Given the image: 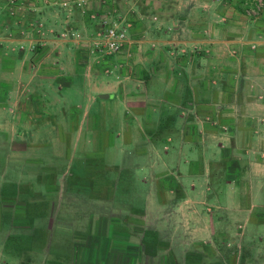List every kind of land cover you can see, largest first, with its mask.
<instances>
[{
    "label": "crops",
    "instance_id": "1",
    "mask_svg": "<svg viewBox=\"0 0 264 264\" xmlns=\"http://www.w3.org/2000/svg\"><path fill=\"white\" fill-rule=\"evenodd\" d=\"M249 1L143 0L145 7L139 12L132 3L123 12L117 6L124 7L127 2L124 0H85L81 7L75 6L73 0H15L12 6L7 5V0H0V142L12 154V173L18 176L15 188H23L26 182L20 180L23 164L30 170L34 165L43 166V161L52 163L64 158L62 153L69 150L67 143L75 135L84 134V142L97 134L90 122L107 109L102 121L112 118L124 124L118 134L122 142L129 143L131 154L141 167L144 189H148V183L150 187L163 188L161 185L167 179L165 185L171 184L169 189L179 192L183 189V194L185 190L189 197L200 185L207 191L206 202L210 204L206 219L215 228L216 224L221 227L224 221L241 216L245 224L253 225L257 237H263L264 7L257 17H247L244 4ZM151 13L154 23L145 37L143 26L136 18ZM95 14L116 16L129 21L130 32L141 31L138 38L128 37L122 47V50L128 48L127 52L120 50L115 54V58L124 53L123 58L130 59L138 55L133 60L139 59L137 71L131 65L118 74L87 71L82 68L88 59L83 48L75 49L45 32L61 31L64 26L90 27L93 31L97 22ZM168 56L171 61L168 59L166 63ZM166 76L171 80L166 89L147 86L151 79L163 86L160 80ZM102 77L110 83L109 88L100 90L97 81ZM70 93L78 100L73 104L62 103L63 96ZM104 93L106 98L99 97ZM66 108L70 114L65 112ZM52 109L61 111L60 117L55 118L49 112ZM168 109L175 114L171 122V165L164 166L163 158L168 154L160 156L156 151L149 154L146 142L150 143L151 139L145 126L153 124L154 116L164 117ZM84 114L90 117L86 120ZM63 124L73 125L75 133L61 129ZM46 130L50 133H45ZM21 141L27 144L21 148L12 146ZM142 144L143 148L136 150ZM27 147L33 152L47 153L49 161L37 155L22 159L25 152H31ZM160 157L162 166L158 162L150 164L149 161ZM46 165L39 172L42 176L47 174ZM130 170L134 172L129 166ZM53 174L56 180L49 186L39 179L42 176L33 179L36 188L63 192L61 186L64 189L65 183L59 181L61 175ZM95 180L99 181V177ZM179 192L174 195L177 206L186 202ZM75 194L79 195L72 192ZM94 198L92 195L85 198L87 205ZM74 199H66L67 205ZM50 200L51 205L61 204L56 197ZM82 216L74 210L59 215L55 223L57 227L60 225L62 235L58 238L79 237L76 232L79 229L71 222L94 219L89 214L86 218ZM63 220L69 224L58 225ZM75 244L73 239L66 243L72 253L78 249Z\"/></svg>",
    "mask_w": 264,
    "mask_h": 264
},
{
    "label": "rangeland",
    "instance_id": "2",
    "mask_svg": "<svg viewBox=\"0 0 264 264\" xmlns=\"http://www.w3.org/2000/svg\"><path fill=\"white\" fill-rule=\"evenodd\" d=\"M124 1H127L124 2V7L117 6L123 12L131 6V3L134 4L137 12L145 7L143 0ZM76 16L75 14L74 20L77 19ZM95 17L97 22L94 24L93 31H90V27L89 29H73L64 26L65 28L61 31L45 30V32L52 34L54 39L70 43L74 48H83L84 55L88 59L85 57L87 65L85 64L82 68L87 71L93 69L99 75H109L113 72L118 74L129 65L137 71L136 66L140 65L139 59L134 62L133 60L138 58V55L131 56V59L123 58L124 53L119 54L118 58H115L117 55L94 58L88 53L87 43L81 40L93 34L99 26L100 18L118 22L116 16L109 18L108 15L100 17L95 14ZM136 20L140 26H143L142 35L145 37L149 35L150 27H152L150 24L154 23L152 13L142 18L137 17ZM123 21L129 23L124 19ZM65 29H69L66 31L67 35L71 31H76L80 36L74 38L61 35ZM140 32V30L130 32L128 29L126 37L127 39L128 37L138 38ZM133 43L138 45V42ZM148 48L151 46L148 45ZM128 50L125 48L122 51ZM170 56L165 58L166 63L168 59L171 61ZM160 81L164 83L163 86L156 85L152 79L147 86L151 89H166L171 80L169 76H166ZM109 83V79L103 77L97 81L100 90L109 88ZM138 83L141 84V82ZM138 87L140 86H136V89ZM138 91L142 90L138 88ZM49 95V98L54 99L53 94ZM142 98L145 99V97ZM76 100L78 97L74 93L65 94L62 103L73 104ZM146 103L154 105L151 102ZM49 112L55 118L60 117L59 110L52 109ZM65 112L70 114L71 111L67 109ZM107 112L106 109L101 114H97L99 120L90 122L94 124L96 135H90L88 141L84 142L82 141L84 134L75 135L74 139L67 143L70 151L63 152L64 158H59L56 162L50 163L51 161L46 157L47 153L33 152L30 150L31 147H27L33 153L25 152L22 159L35 158L37 155V158H43L49 162H42L43 166L48 163L47 174L43 176L39 173L43 171L42 165H34L30 170H26V164H23V172L20 175V180L26 181V185H22L23 188H15V179H18V176L12 173V154L8 152V148L5 149L7 145L0 142V264H264V236L257 237V231L254 230L253 225L245 224L241 216L224 221L221 227L216 224L215 228L206 219L209 218L207 213L210 204L206 202L207 191L205 192L200 185L189 197H187V191L184 190L183 194V189L180 190L186 202H181L179 206H177V197H174L179 191L169 189L171 184L165 185L167 179L161 185H164L163 188L156 189L152 185L150 187L148 183V189H144L140 176L141 167L134 159L133 153L131 154L129 143L122 142V137L118 134L124 124L112 118L103 122ZM67 113L64 114L67 116ZM164 113L166 117L162 115L160 118H155L154 116L153 124H146L145 128L151 139L150 143H146L150 148L149 154L155 151L158 155L168 154L163 158V165L170 166L173 131L171 122L175 112L168 109ZM89 117L90 114L88 116L84 114L86 120ZM155 119H157L156 123ZM53 128L51 131H54ZM61 129L68 133H75L73 125L63 124ZM45 133L50 132L46 130ZM166 138L169 139L166 140ZM160 140L164 141L160 143ZM24 141L13 143L12 146L17 145L21 148L27 144ZM139 143L140 141L136 144ZM139 147L143 148V144L137 146L136 150H140ZM68 154H70L69 159L66 157ZM149 162L152 165H157V162L161 165L162 159L160 157ZM129 166L134 172L128 171ZM55 172L61 175L59 181L65 183L64 189L61 186L63 192L36 188L33 179L42 176L45 179H39L47 182L46 185L49 186L55 183L53 180L54 178L56 180L53 174ZM97 177L99 181L95 180ZM72 192L79 195H72ZM90 195L95 198L91 205H87L89 202H85V198ZM53 197L59 199L61 204L51 205L53 201L50 199ZM73 198H75L73 203L67 205L66 199ZM123 204L131 205V209H127ZM73 210L85 216H82L83 218L89 214L94 219L86 222H82L83 219L79 222H71L79 229L76 230L79 237L59 239L58 235H62L59 223L63 226L69 223L66 220L58 221L59 227H57L55 219L59 215L63 216L64 211L71 213ZM56 212L58 216L55 215ZM237 224L241 225L237 227ZM211 229H213L212 234L209 233ZM260 233L263 232L260 231ZM70 239H73L76 242L75 247H78L76 251L73 250L75 253L66 246ZM78 250L81 253L78 254ZM48 251L53 254L47 255Z\"/></svg>",
    "mask_w": 264,
    "mask_h": 264
},
{
    "label": "built area",
    "instance_id": "3",
    "mask_svg": "<svg viewBox=\"0 0 264 264\" xmlns=\"http://www.w3.org/2000/svg\"><path fill=\"white\" fill-rule=\"evenodd\" d=\"M74 5L81 7L85 0H73ZM15 0H7V5H14ZM264 7V0H250L244 4V14L247 17H255L259 14L261 9ZM98 27L93 32V34L86 36L85 39H82L83 43H87L88 53L96 58L100 56H111L118 53L124 43L126 42V32L129 28V23L124 22L118 18V22L107 20L106 18H100L98 21ZM67 30L61 32L63 36L77 37L80 36L78 32L71 31L67 35Z\"/></svg>",
    "mask_w": 264,
    "mask_h": 264
},
{
    "label": "water",
    "instance_id": "4",
    "mask_svg": "<svg viewBox=\"0 0 264 264\" xmlns=\"http://www.w3.org/2000/svg\"><path fill=\"white\" fill-rule=\"evenodd\" d=\"M99 97H101V98H106L107 97V94H99Z\"/></svg>",
    "mask_w": 264,
    "mask_h": 264
},
{
    "label": "trees",
    "instance_id": "5",
    "mask_svg": "<svg viewBox=\"0 0 264 264\" xmlns=\"http://www.w3.org/2000/svg\"><path fill=\"white\" fill-rule=\"evenodd\" d=\"M124 205H125V204H123V206H124ZM125 206H126L127 209H129L131 205L129 206V204H126ZM130 209H131V208H130Z\"/></svg>",
    "mask_w": 264,
    "mask_h": 264
}]
</instances>
